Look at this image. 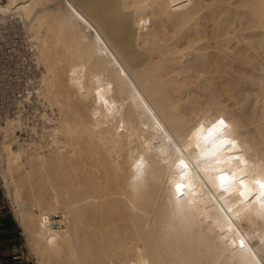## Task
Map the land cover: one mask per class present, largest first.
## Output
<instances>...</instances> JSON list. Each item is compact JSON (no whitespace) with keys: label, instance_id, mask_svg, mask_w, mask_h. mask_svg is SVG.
Listing matches in <instances>:
<instances>
[{"label":"bare ground","instance_id":"6f19581e","mask_svg":"<svg viewBox=\"0 0 264 264\" xmlns=\"http://www.w3.org/2000/svg\"><path fill=\"white\" fill-rule=\"evenodd\" d=\"M10 17L57 111L0 125L2 186L36 264H264L259 204L235 216L238 194L195 167V148V195L178 196L169 141L223 115L264 175V0H0Z\"/></svg>","mask_w":264,"mask_h":264},{"label":"snow or ice","instance_id":"6c2138e0","mask_svg":"<svg viewBox=\"0 0 264 264\" xmlns=\"http://www.w3.org/2000/svg\"><path fill=\"white\" fill-rule=\"evenodd\" d=\"M97 95H100L99 91ZM101 99L102 103L108 106L109 101ZM169 141L176 153L173 163L180 176V180L175 182V191L178 196H183L185 189L190 190L193 196L195 195L192 191V184L185 182L191 166V157L186 159L185 153L189 149L195 148L199 149L195 167L205 173H215L214 178L209 177V180L224 193H238L239 203L243 207L239 211H235V216L238 217L241 211L249 210L253 201L259 204V208L256 209L257 213L264 216V175L258 177L254 171H249L248 160L242 155L238 143L232 135V125L223 115L215 118L208 126L203 122H199L198 126L194 125L189 130L184 143L175 137ZM142 166L143 158L137 161V170L139 171ZM253 187L257 191L255 196H253ZM219 211L225 215L227 230L232 232L233 207L221 206ZM223 232L224 229L221 226V233L223 234ZM224 239H227L226 235H224ZM239 243L241 248L245 246L243 239H240Z\"/></svg>","mask_w":264,"mask_h":264},{"label":"built area","instance_id":"2783aa9c","mask_svg":"<svg viewBox=\"0 0 264 264\" xmlns=\"http://www.w3.org/2000/svg\"><path fill=\"white\" fill-rule=\"evenodd\" d=\"M43 70L22 22L13 17L0 22V125L18 115L26 122L37 124L43 123L45 112H50L52 117L56 115L57 111L48 110L39 94ZM11 260L28 264L22 244L12 245ZM0 264H4L2 259Z\"/></svg>","mask_w":264,"mask_h":264},{"label":"crops","instance_id":"0c3cea01","mask_svg":"<svg viewBox=\"0 0 264 264\" xmlns=\"http://www.w3.org/2000/svg\"><path fill=\"white\" fill-rule=\"evenodd\" d=\"M2 187L0 185V259L4 264H19L11 260V247L20 240V226L3 196Z\"/></svg>","mask_w":264,"mask_h":264},{"label":"rangeland","instance_id":"374dc122","mask_svg":"<svg viewBox=\"0 0 264 264\" xmlns=\"http://www.w3.org/2000/svg\"><path fill=\"white\" fill-rule=\"evenodd\" d=\"M23 136H27V133L23 134ZM0 185L2 187L1 178H0ZM2 192H3V196L5 197V200L7 201L8 206L11 209V204H10L11 201L7 197L3 187H2ZM17 224H18V222H17ZM19 230H20L21 234H20V240L18 241V243L23 245L25 257L28 258V264H36L35 254H34L33 250L31 249V247L28 245L27 239L23 236L21 227H19Z\"/></svg>","mask_w":264,"mask_h":264}]
</instances>
